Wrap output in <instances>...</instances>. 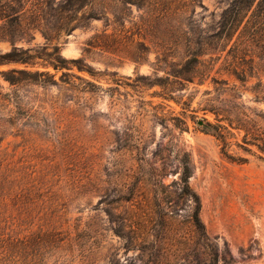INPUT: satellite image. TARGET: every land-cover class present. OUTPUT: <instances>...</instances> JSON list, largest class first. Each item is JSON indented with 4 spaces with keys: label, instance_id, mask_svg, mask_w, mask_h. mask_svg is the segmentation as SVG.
<instances>
[{
    "label": "rangeland",
    "instance_id": "obj_1",
    "mask_svg": "<svg viewBox=\"0 0 264 264\" xmlns=\"http://www.w3.org/2000/svg\"><path fill=\"white\" fill-rule=\"evenodd\" d=\"M231 1L90 0L66 32L56 0L14 44L0 20V53L57 46L96 73L2 82V264H264V161L238 147L243 132L225 136L244 162L213 136L228 121L264 132V25L238 49L222 35Z\"/></svg>",
    "mask_w": 264,
    "mask_h": 264
},
{
    "label": "trees",
    "instance_id": "obj_2",
    "mask_svg": "<svg viewBox=\"0 0 264 264\" xmlns=\"http://www.w3.org/2000/svg\"><path fill=\"white\" fill-rule=\"evenodd\" d=\"M31 0H0V20H4L3 36L13 44L17 40L24 39V37L30 36V28H39L40 14L53 8V4L56 0H35V3H31ZM90 0H59L56 11L59 16L57 30L71 31L70 25L75 20L74 16L82 11L89 5ZM34 9L35 16L32 20H28L27 13L29 12L28 5ZM92 17H90L91 19ZM83 19V18H82ZM81 19V20H82ZM88 18H85V20ZM256 24L258 28L256 27ZM260 25V26H259ZM264 25V0H232L224 11L221 17L222 35L231 41L235 36L237 40L235 45L242 48H248L253 42L252 37L256 34H252V31L261 29ZM79 26V25H77ZM76 26V27H77ZM75 28V27H74ZM46 37L47 34L44 33ZM254 38V37H253ZM199 56L196 55L192 60H189L185 65L180 76H184V79L191 82L192 76L200 64ZM23 66V69H11L8 71H0V90L3 89L2 82L8 83L10 87H16L20 85H36L42 87H59L63 85H70V81H65L64 78L69 76L64 73V70L71 71L72 68H77L78 72L85 73L88 76L95 78L96 73L89 67H86L81 60H66L59 54V47H43L37 50L23 49L13 47L8 53H0V67L2 66ZM42 68L43 70L31 71L30 68ZM52 68L55 74L52 75L48 70ZM62 73L59 80L57 75ZM238 79L239 74L235 71L233 73ZM83 81L86 84L92 85L93 83L78 77L77 75H71ZM72 86V85H71ZM11 95H3L0 93V106L10 105L12 102ZM212 126V125H211ZM216 134L213 136L220 140L223 146V154L235 161L244 162V159H237L231 156L227 151V138L225 132L230 133L229 129H235L243 132L242 144L238 143V147L243 151L250 154H257L258 158L264 161V132H261L256 126L238 125L233 128V122L228 121L227 126L217 125L212 126ZM254 149V150H253ZM192 175L191 167L189 163H186L182 173V181L185 183L187 190H190L189 179ZM194 194V193H193ZM196 203V208L193 211V218L195 223L199 226H203L200 219L201 202L199 197L193 195ZM2 260L0 259V264Z\"/></svg>",
    "mask_w": 264,
    "mask_h": 264
}]
</instances>
